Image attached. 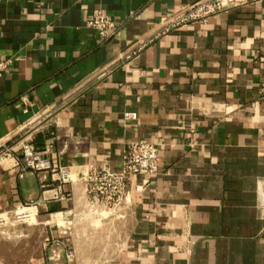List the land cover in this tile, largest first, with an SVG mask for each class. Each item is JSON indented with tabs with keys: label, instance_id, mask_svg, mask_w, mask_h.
<instances>
[{
	"label": "crops",
	"instance_id": "0c3cea01",
	"mask_svg": "<svg viewBox=\"0 0 264 264\" xmlns=\"http://www.w3.org/2000/svg\"><path fill=\"white\" fill-rule=\"evenodd\" d=\"M199 1L0 0V145L28 134L75 175L159 147L114 210L1 158L0 215L52 224L36 264H264V0L161 34ZM98 9L118 35L90 27Z\"/></svg>",
	"mask_w": 264,
	"mask_h": 264
},
{
	"label": "built area",
	"instance_id": "2783aa9c",
	"mask_svg": "<svg viewBox=\"0 0 264 264\" xmlns=\"http://www.w3.org/2000/svg\"><path fill=\"white\" fill-rule=\"evenodd\" d=\"M238 3V0H200L184 12L168 20L161 34L179 26L195 22H207L212 16L228 10ZM89 25L102 40L116 36L120 32V28L111 14L102 9H98L93 14ZM132 54H136V52ZM130 56L131 54L128 55V58ZM11 63L10 59L0 61V78L10 69ZM21 100L25 104L30 102L27 95L21 96ZM124 116L126 119H137L136 112H126ZM2 148L8 152L15 151L13 148L9 149L6 143L0 145V149ZM20 148L23 149L22 158H13L22 173L27 170L47 172L52 177L56 176L55 179L60 184L80 181L84 183L85 191L92 204L109 210H114L128 200V183L134 175H154L159 172L160 168L159 147L148 139L138 140L124 149L120 169H113L104 164L79 175H75L72 170L55 163L52 159L51 148L38 150L33 145L24 142L20 144ZM72 257L71 254L68 255L69 260Z\"/></svg>",
	"mask_w": 264,
	"mask_h": 264
},
{
	"label": "rangeland",
	"instance_id": "374dc122",
	"mask_svg": "<svg viewBox=\"0 0 264 264\" xmlns=\"http://www.w3.org/2000/svg\"><path fill=\"white\" fill-rule=\"evenodd\" d=\"M22 142L36 148L28 134L21 135L7 144L14 152L0 149V159L9 156L22 158ZM23 216L19 210L0 215V264H36L45 257L47 244L52 240V224L45 225L43 218L33 213L30 219Z\"/></svg>",
	"mask_w": 264,
	"mask_h": 264
},
{
	"label": "bare ground",
	"instance_id": "6f19581e",
	"mask_svg": "<svg viewBox=\"0 0 264 264\" xmlns=\"http://www.w3.org/2000/svg\"><path fill=\"white\" fill-rule=\"evenodd\" d=\"M30 214V213H29ZM29 214H28V216H29ZM27 217V216H26ZM31 218V217H30Z\"/></svg>",
	"mask_w": 264,
	"mask_h": 264
}]
</instances>
